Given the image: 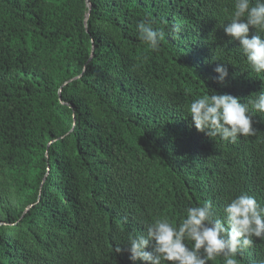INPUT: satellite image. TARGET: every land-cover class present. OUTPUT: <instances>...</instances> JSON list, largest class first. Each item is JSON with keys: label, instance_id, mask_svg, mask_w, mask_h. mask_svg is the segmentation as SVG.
<instances>
[{"label": "trees", "instance_id": "obj_1", "mask_svg": "<svg viewBox=\"0 0 264 264\" xmlns=\"http://www.w3.org/2000/svg\"><path fill=\"white\" fill-rule=\"evenodd\" d=\"M231 6L0 0V264H145L125 245L156 217L177 225L211 201L223 219L244 194L264 207V114L252 113L254 135L228 143L187 113L212 91L242 103L264 91L221 27ZM140 21L164 32L158 50ZM236 259L262 264L264 239Z\"/></svg>", "mask_w": 264, "mask_h": 264}, {"label": "clouds", "instance_id": "obj_2", "mask_svg": "<svg viewBox=\"0 0 264 264\" xmlns=\"http://www.w3.org/2000/svg\"><path fill=\"white\" fill-rule=\"evenodd\" d=\"M225 35L239 42V50L247 65L257 74H264V0H232ZM153 22L140 21L136 31L149 50L156 51L165 38ZM255 34L249 36V31ZM215 81L224 84L227 68L218 64ZM193 99L187 106L188 116L198 132L209 138L236 143L241 137L255 134L252 113L264 114V91L242 103L238 97L212 91ZM211 201L185 209L181 222L173 225L167 216L156 217L146 230L129 238L126 251L133 262L145 264H209L223 257V264H238L237 255L253 246L255 239H264V207L247 194L230 199L224 218L213 215ZM186 241L191 242V247ZM116 251L120 252L119 245ZM264 264V262H262Z\"/></svg>", "mask_w": 264, "mask_h": 264}, {"label": "water", "instance_id": "obj_3", "mask_svg": "<svg viewBox=\"0 0 264 264\" xmlns=\"http://www.w3.org/2000/svg\"><path fill=\"white\" fill-rule=\"evenodd\" d=\"M88 6H89V3H88ZM87 17H88V13L86 14V18H87ZM91 53H93V49H92Z\"/></svg>", "mask_w": 264, "mask_h": 264}]
</instances>
